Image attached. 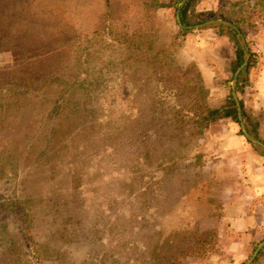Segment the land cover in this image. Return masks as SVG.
Masks as SVG:
<instances>
[{"label":"rangeland","instance_id":"obj_1","mask_svg":"<svg viewBox=\"0 0 264 264\" xmlns=\"http://www.w3.org/2000/svg\"><path fill=\"white\" fill-rule=\"evenodd\" d=\"M155 1L0 0V86L15 94L0 108V264H168L208 231L217 250L182 264H246L264 241L262 231L247 252L224 248L220 145L209 130L176 122L170 108L187 99L167 95L182 76H201L210 105L220 106L232 90L235 44L209 26L180 36L178 7ZM224 1L200 11L204 22L223 19ZM254 19L256 67L264 13ZM112 27L152 33L169 65L129 60L126 74ZM87 35L85 48L75 45Z\"/></svg>","mask_w":264,"mask_h":264},{"label":"trees","instance_id":"obj_2","mask_svg":"<svg viewBox=\"0 0 264 264\" xmlns=\"http://www.w3.org/2000/svg\"><path fill=\"white\" fill-rule=\"evenodd\" d=\"M180 1L181 0H170L169 2H161L157 0L151 6L156 9L173 6L177 8ZM200 1L201 0H187L184 7L181 9L180 17L183 27L180 29V36L184 37L191 32L192 29H188L187 26H194L204 22L201 18V12L198 10ZM249 7H252V12L248 10ZM258 11L264 13V0H226L222 8L218 11V14H220L225 21L232 23L237 28L223 23H216L209 26L215 27L218 34L228 36L235 44V58L231 61L229 66V71L232 75L235 74L237 69L244 62L246 56V49L238 30L246 39L250 57L245 69L240 73L237 79L236 91L238 94L242 93L244 87L249 84L250 72L256 64L254 52L248 40V32L252 29L258 30V23L254 19V14ZM112 31L113 34L109 37L111 43L123 46L126 50L127 56L122 59V62H127L123 67L126 74H128L127 70L131 69V63H133L129 60L141 61L145 59L148 63L151 61L153 64H161L162 66L169 65L167 61L168 53L170 54L169 50L164 46L158 45L157 39L152 33L135 32L127 28L114 30L113 27ZM88 37V35L85 36L84 39L78 44L75 43V45L81 49L85 48ZM94 52L96 51H92L91 49L87 52V55L93 54ZM198 78L199 80L194 82V80L182 76L180 78V85L173 86L171 90H167L168 96L184 94L187 99L181 104V108L178 109L174 106L170 108V112L173 114V117L176 118V122L190 125L198 134H202L211 123L221 119L231 118L240 123L238 106L232 90L220 106L213 107L209 103V89L205 86L201 76ZM28 80L30 81L31 79L28 78ZM161 89L164 91L166 88L163 87ZM12 97H15V94L12 93V89L7 88V90H4L0 86L1 109L5 106L3 101L6 100L8 102ZM240 103L247 130L250 134L264 142V116L262 117L264 114H256L252 110L247 109L242 99H240ZM241 134L245 136L243 131H241ZM247 141L264 155L263 148L261 149L260 146L255 145L248 138ZM218 242L219 236L215 234L214 231H208V236L206 235L205 237L198 238L197 242L188 247L186 252L182 253L180 256H174L170 259L168 264H182L185 262L187 256L190 255L204 257L209 252L217 250L216 245ZM263 253L264 250L259 253L253 264L258 262Z\"/></svg>","mask_w":264,"mask_h":264},{"label":"crops","instance_id":"obj_3","mask_svg":"<svg viewBox=\"0 0 264 264\" xmlns=\"http://www.w3.org/2000/svg\"><path fill=\"white\" fill-rule=\"evenodd\" d=\"M219 6L220 0H201L198 10H215ZM187 39L193 42L190 47L196 53V34L187 35ZM262 60L251 71L249 94L241 97L245 106L255 111H264V57ZM219 122L211 123L207 130L209 142L220 145L222 156L217 171L222 198L220 237L230 252L237 248L247 252L264 231V158L252 153L251 146L233 126L229 130Z\"/></svg>","mask_w":264,"mask_h":264},{"label":"water","instance_id":"obj_4","mask_svg":"<svg viewBox=\"0 0 264 264\" xmlns=\"http://www.w3.org/2000/svg\"><path fill=\"white\" fill-rule=\"evenodd\" d=\"M187 0H182L181 3L178 6V12H177V19L178 22L180 24V26L183 27L182 23H181V17H180V12L181 9L184 7L185 3ZM216 23H223L226 25H231L235 28H237L235 25H233L232 23L225 21L223 19H213V20H208L206 22L200 23V24H196L194 26H187L188 29H197V28H201V27H205V26H210L212 24H216ZM240 37L242 38V41L244 43L245 49H246V56H245V60L244 62L241 64V66L237 69V71L234 74V78L232 81V92H233V96L237 102V106H238V111H239V120H240V124L242 126V130L245 134V136L254 144H256L257 146H260L261 148L264 149V142L260 139H258L257 137L253 136L252 134L249 133V131L247 130L245 121H244V117L242 114V107H241V103H240V99L238 97L237 91H236V86H237V79L240 75V73L243 72V70L245 69L248 61H249V57H250V52L247 46V42L245 37L243 36V34L238 30ZM264 247V241L261 242L257 248L255 249V251L253 252L252 256L249 258V260L246 262V264H251L255 258L258 256V254L260 253L261 249Z\"/></svg>","mask_w":264,"mask_h":264}]
</instances>
